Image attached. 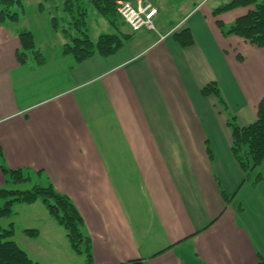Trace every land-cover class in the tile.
Here are the masks:
<instances>
[{"label": "crops", "instance_id": "1", "mask_svg": "<svg viewBox=\"0 0 264 264\" xmlns=\"http://www.w3.org/2000/svg\"><path fill=\"white\" fill-rule=\"evenodd\" d=\"M190 3L166 24L158 18L164 4L156 3L154 31L125 32L98 13L130 39L111 56L81 63L64 55L62 34L61 49L43 64L21 65L20 31L0 27V186L3 165L29 170L37 184L68 196L94 264L264 258V161L261 180L243 184L228 126L231 116L241 127L257 120L264 49L223 36L212 9ZM247 13L218 20L230 25ZM185 29L194 44L183 48L173 35ZM210 83L226 111L215 96H202Z\"/></svg>", "mask_w": 264, "mask_h": 264}, {"label": "trees", "instance_id": "2", "mask_svg": "<svg viewBox=\"0 0 264 264\" xmlns=\"http://www.w3.org/2000/svg\"><path fill=\"white\" fill-rule=\"evenodd\" d=\"M24 1L0 0V27L18 22L19 13L16 10L24 11ZM50 1L42 0L39 3L38 9L41 13L46 12L47 4ZM120 1L122 0H90V3L102 17L118 29L121 25L117 10ZM251 6L254 9L235 20L231 25L227 26L217 19L216 26L225 37L237 36L253 46L264 49V3H258V0H233L214 9L212 15L218 18L222 14ZM60 7L66 15L63 20L65 25L62 26L57 17H52V26L55 31H61L68 39L64 45V55H72L79 63L96 54L103 57L111 56L130 39V36L123 33L102 34L94 43L86 28L88 9L83 0H66ZM18 38L21 44L20 49L16 52L18 63L26 65L34 56L38 64H43L45 59L41 51L37 49L34 34L30 31H23L19 33ZM173 39L183 48L191 47L194 44L193 35L189 29L174 34ZM201 94L204 97L215 96L222 109L227 110L216 83L205 86ZM228 126L233 139L232 154L245 175L243 184L252 180L253 177H255V183L259 182L261 176H258L256 171L264 161V100L259 104L258 117L253 124L241 127L236 118L231 116ZM209 154L212 157V152L209 151ZM2 158L0 150V161ZM1 171L6 183L14 186L34 185L26 190L0 188V200H6L5 204L0 205V220L9 218L16 204L32 205L41 201L49 215L66 231L72 250L85 257V264H94L91 238L86 233L85 222L72 200L59 193L51 183L48 185L35 183L33 172L29 170H13L2 165ZM25 232L29 235L38 234L37 230H25ZM14 234L13 223L10 224V229H6L0 224V264H38L12 240ZM126 264H147V262L138 259ZM259 264H264V258L259 259Z\"/></svg>", "mask_w": 264, "mask_h": 264}, {"label": "rangeland", "instance_id": "3", "mask_svg": "<svg viewBox=\"0 0 264 264\" xmlns=\"http://www.w3.org/2000/svg\"><path fill=\"white\" fill-rule=\"evenodd\" d=\"M41 1L42 0H25L24 11H21L19 9L16 10L19 13V20L12 26L16 31H32L36 37L38 50L40 49V51L43 53V57H50L52 54H55L61 49V43L64 40V36L62 35L61 31L56 32L54 30L51 18L57 17L60 24L62 26L65 25L63 20L66 15L60 6H62L64 1L66 0H51L47 4V10L44 13H41L38 9V5ZM122 1H128L137 8L140 5L150 4L152 8L155 9L153 6H155L156 3H159L161 7L162 4H164L161 8V14L158 17L164 24H166L167 22L169 23L176 21L181 14V10L179 12H176V9L180 8L179 5H184V3L186 4L188 2V0ZM196 1H199V3H202L204 1L202 6L207 5V7L212 9L213 11L214 9L228 4L233 0H191L190 5H187L191 6L196 3ZM83 2L85 3V7L88 9L87 28L91 40L94 43L98 41V38L101 34L117 33V31L110 25H108L107 22L98 14L97 10L90 3V0H83ZM120 2H118V7ZM149 2H152L153 5ZM258 3H264V0H258ZM187 5H185L184 8L188 7ZM246 9L250 11L254 9V7L251 6ZM157 12L158 10H156V13L154 14L153 23ZM119 22L121 25H123V27L121 28L123 29V31H125V28L127 27L130 29V27L126 24L121 16ZM226 25L228 26V24ZM30 59L35 62L37 61L34 56ZM31 185L34 184L14 186L12 184L6 183L5 181V185L0 186V188L26 190L32 188ZM5 202V199H1L0 205L5 204ZM11 223H13L15 231L12 240L15 241L19 245V247L24 250L28 254V256L38 264H85V257L76 254L72 250L67 238L66 231L61 226H59L57 222L49 215L48 211L41 201H38L32 205L16 204L13 207L12 215L9 218L0 220V224L6 229H10ZM25 230H37L38 234L29 235L25 232Z\"/></svg>", "mask_w": 264, "mask_h": 264}, {"label": "built area", "instance_id": "4", "mask_svg": "<svg viewBox=\"0 0 264 264\" xmlns=\"http://www.w3.org/2000/svg\"><path fill=\"white\" fill-rule=\"evenodd\" d=\"M118 12L126 24L134 31L148 30L153 31V17L156 10L150 4L134 7L128 1L119 3Z\"/></svg>", "mask_w": 264, "mask_h": 264}]
</instances>
